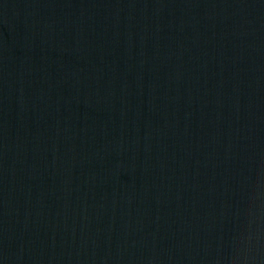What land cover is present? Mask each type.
Instances as JSON below:
<instances>
[{"label":"water","instance_id":"obj_1","mask_svg":"<svg viewBox=\"0 0 264 264\" xmlns=\"http://www.w3.org/2000/svg\"><path fill=\"white\" fill-rule=\"evenodd\" d=\"M0 264H264V0H0Z\"/></svg>","mask_w":264,"mask_h":264}]
</instances>
